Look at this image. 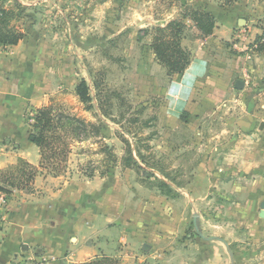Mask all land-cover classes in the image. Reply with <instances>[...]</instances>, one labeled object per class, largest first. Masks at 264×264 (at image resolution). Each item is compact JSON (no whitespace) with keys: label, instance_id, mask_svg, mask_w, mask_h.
Segmentation results:
<instances>
[{"label":"crops","instance_id":"obj_1","mask_svg":"<svg viewBox=\"0 0 264 264\" xmlns=\"http://www.w3.org/2000/svg\"><path fill=\"white\" fill-rule=\"evenodd\" d=\"M156 1L96 0L91 5L100 8L98 12L109 8L122 13L146 11L154 20L152 15L161 11L153 7ZM249 1L237 0L228 6L207 4L215 25L205 37L186 20L181 46L190 53V63L181 73L171 74L156 61L150 34L144 35L143 42L133 31L128 56L131 76L138 86L134 95L158 118L165 149L177 153L188 146L187 142L200 145L202 138L206 139L207 118L221 109H241L248 103L250 87L240 81L243 75L249 72L256 81L264 77V53L239 52L227 44L235 24L245 23L252 14ZM85 6L89 11L90 4ZM56 10L69 30L66 9L62 12L58 6ZM179 12L172 10L170 16L177 17ZM120 20L107 21L114 26ZM100 23L106 22L100 19ZM62 33V29L43 33L32 28L15 45L0 46V173L12 170L20 159L38 171L30 182V192L13 189L9 194L0 228V264H79L95 258H105L104 264H201L200 251L205 245L210 250L208 264L223 259L226 264H264V162L250 160L264 156V130H259L264 127V116L253 123L247 115L232 117L230 128L243 126V131L231 132L230 138L223 136L222 144L210 146L205 153L218 160L233 158L229 167L222 168L218 161H210V165L215 172L231 173L225 200L233 206L230 214L236 209L234 213L242 222L239 243L229 231L203 234L212 237L209 240L195 233L192 217L196 212L191 213V220L187 216L191 202L195 204V181L186 192L177 187L180 195L172 198L147 186L132 168L116 165L106 175L89 177L67 168L52 175L48 166L41 165L40 149L30 138L28 117L62 86L72 84V36L68 31L62 44ZM260 92L264 93V88L254 94ZM246 123L258 128L245 130ZM110 125L108 121L102 124L108 127L103 139L114 143L111 135L115 128ZM232 129L227 132L236 131ZM244 141L252 144L246 147ZM236 174L243 177L236 178ZM217 183L215 179L214 185ZM189 222L194 232L186 235Z\"/></svg>","mask_w":264,"mask_h":264},{"label":"rangeland","instance_id":"obj_2","mask_svg":"<svg viewBox=\"0 0 264 264\" xmlns=\"http://www.w3.org/2000/svg\"><path fill=\"white\" fill-rule=\"evenodd\" d=\"M20 1L26 6L22 8L17 4L16 0H0V5L6 8L8 12H13L10 22L23 31L24 35L25 32L28 33L32 28H39L43 33H48L49 29H62V44L65 36L68 37V31L72 36L74 51V77L72 84L71 86L68 84L65 87L62 86L52 96L50 101L55 106V109L76 115L88 123H86L85 129L78 136L74 132H69L70 152L67 154L66 163H64L65 168L59 174L63 173L67 168L71 172L80 170L86 176L90 174H92L90 176H97L105 167L106 156L102 147L106 141L103 139V131L108 130V127L101 125L102 129L97 136L88 125L90 123L97 124L98 120L96 110L88 107L89 103L82 102L76 94L75 86L84 78L90 85H92V81L96 82L94 89L92 86V96H94V92L101 90L98 99L111 104L108 109L110 113L105 116L104 123L106 121L111 122L112 125L110 126L115 128V130L127 129L136 135L137 138L140 137L142 140L138 141V146L141 153L144 154L147 163L160 169L168 178L173 179L176 184L180 185L178 189L184 192L192 188L194 181L196 182L195 185L197 187L194 190L195 204L193 205L191 202L187 216L190 219L191 213L194 212L200 215L203 234L207 236L213 233L224 234L229 231V236L231 235L230 232H232L233 240L236 239L235 243H239L240 234L244 230L240 225L242 222L240 216L234 213L236 209L232 215L230 214L233 206L226 204L225 200L228 192L226 188L231 183V173L215 172L214 168H211L212 165H210V161L213 164L218 161L222 168L229 167L234 164L233 158L223 157L218 160V158H211L209 155L205 156V153H207L210 146L222 144V141L225 140L222 139L223 136L230 138L233 134L231 132L240 134L238 133V131L240 132L239 129H241V132L243 131V126H237L236 129L230 128L228 120L232 117L238 118L247 115L249 119H252L251 122L253 123L255 120L257 122L260 116H264V93L260 92V95L254 94L257 90L264 88V77L256 81L249 72H246L240 81L250 87L246 94L248 103L245 102L241 109L236 106L232 109H221L211 115L209 120L207 118L206 139L202 136L203 140L200 145L187 142L186 145L188 146H182L180 151L174 153L170 151L169 147L165 149V144H162V127L158 124L156 115L152 113L149 107L142 105L140 99L134 95L135 87L138 86H136L131 76L132 67L128 53L132 43L133 31L138 33V37L143 38L141 39L143 42L146 34H150L152 38L151 25L138 27L134 22L135 17L139 19L148 17L149 15L146 11L139 13L127 11L122 13L108 7L109 9H106L105 12H98L100 8L91 5L96 3V0ZM205 1L197 0L198 3H196L192 0H157L153 7L161 11L154 13L152 17L157 21L163 18L169 21L175 18H172V15L170 16V11L172 10H180L177 17L181 18L183 12L194 8L206 9L207 4L228 6L222 5L219 0ZM86 2L90 4L88 7L89 11H86ZM249 3L253 10L252 14L248 16V20L245 23L241 21V24H235L232 36L227 43L230 48L239 50V52L256 51V38H259L258 41L264 42V0H250ZM58 6L62 8V12L66 9V17L70 23L69 30L56 10ZM143 8L145 9V7ZM116 17H120L121 22L112 26L111 22L107 20ZM100 19H104L106 23H100ZM185 30L186 27L184 32ZM93 103H96V101L93 100ZM28 118L31 121L32 115H29ZM134 119L136 122L133 121ZM104 123L102 124L104 125ZM244 126L245 130L250 129L251 131H255L258 128L257 124L249 125V123H246ZM228 128L236 131L230 130L227 132ZM259 130H264V127L260 126ZM111 132H114V130L111 129ZM111 138L114 143H106L113 147L115 154H123L125 145L118 138L116 131L114 135H111ZM233 142V140H230V143ZM251 144L249 141L242 143L246 147ZM120 157L118 156V158ZM239 159L246 160L247 158ZM253 159H261L264 162V156L250 158V160ZM120 163V160H118L117 165L122 166ZM200 164L202 166L198 170V165ZM136 172L140 176V171ZM154 175L147 182L156 184L155 178L163 177L162 174L156 171H154ZM234 176L238 178L241 175L236 174ZM215 179L218 180L217 185H214ZM226 179H228V182ZM178 189L176 188L175 197L180 195ZM192 229V224L189 222L185 234H192L194 232ZM190 242L192 243V241H189V244ZM202 244L205 245L206 243L203 241ZM200 252L201 264H208L209 245L202 247ZM225 260H216L215 263L211 264H226Z\"/></svg>","mask_w":264,"mask_h":264},{"label":"trees","instance_id":"obj_3","mask_svg":"<svg viewBox=\"0 0 264 264\" xmlns=\"http://www.w3.org/2000/svg\"><path fill=\"white\" fill-rule=\"evenodd\" d=\"M222 5H231L236 0H219ZM17 4L24 7L20 1L16 0ZM13 12H8L6 8L0 5V46L7 47L15 45L23 38L24 32L18 27L11 24L10 19ZM189 19L200 32L201 37L208 36L212 33L215 25V17L205 8L190 9L181 14V18L175 17L167 21L163 25H155L152 27V38L150 48L154 54V58L158 61L169 73H181L190 63V53L181 46V38L186 27V20ZM255 43V50L264 53V42L258 41ZM96 82L92 81V85L82 78L75 86L76 94L82 102L89 103L88 107L96 110L98 123L88 124L92 128L94 134L98 136L101 131V125L104 123L105 116L110 112L108 109L111 104H107L104 100H99L101 90L91 94L96 86ZM93 100L96 103H93ZM136 122V120H133ZM86 123L83 119L76 115L69 114L62 110L55 109V106L50 101L34 110L32 120L29 121L30 138L36 144L41 153V165H46L50 168L52 175H58L65 168L64 163L67 154L70 152L68 135L69 132H74L77 136L85 129ZM147 121L145 122L146 125ZM116 131L120 141L125 145L124 153L120 158L113 151V147L106 142L103 143V151L106 156L105 167L100 175H106L118 160L125 168H132L140 171L141 181L149 187H155L161 194L167 197L176 196V188L180 185L176 184L173 179L168 178L160 169L146 162L144 154L138 146L137 138L129 130L123 129ZM154 171L162 174V178H155L156 184L147 182L154 177ZM37 168L28 164L24 160H18L16 166L12 170L0 173V192L10 194L13 189H23L25 192H30V182L37 173ZM92 175V174H90ZM89 175V176H90ZM105 258H95L87 262L79 264H104Z\"/></svg>","mask_w":264,"mask_h":264},{"label":"water","instance_id":"obj_4","mask_svg":"<svg viewBox=\"0 0 264 264\" xmlns=\"http://www.w3.org/2000/svg\"><path fill=\"white\" fill-rule=\"evenodd\" d=\"M20 1V0H18ZM21 4H23V6H26V4H24L22 1H20ZM134 22L135 24L140 27L142 25H145V24H150L151 26H155V25H163L165 24L163 21H154L152 20L151 18H143V19H139V18H134ZM239 24H241V22H239ZM261 209H262V212H261V215H264V203H262L261 205ZM193 226H194V231L195 233L200 236L201 238H204V239H212V237H206L203 235L202 231H201V228H200V223H199V219H198V215L195 213L193 214ZM228 247V246H227Z\"/></svg>","mask_w":264,"mask_h":264},{"label":"built area","instance_id":"obj_5","mask_svg":"<svg viewBox=\"0 0 264 264\" xmlns=\"http://www.w3.org/2000/svg\"><path fill=\"white\" fill-rule=\"evenodd\" d=\"M9 194L0 192V228L3 226L5 220V212L8 207ZM13 264H22L21 262H14Z\"/></svg>","mask_w":264,"mask_h":264}]
</instances>
